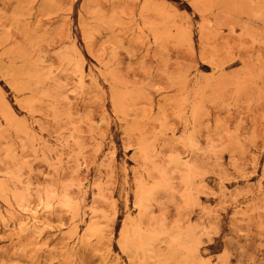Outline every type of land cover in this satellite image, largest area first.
<instances>
[{
  "label": "rangeland",
  "instance_id": "1",
  "mask_svg": "<svg viewBox=\"0 0 264 264\" xmlns=\"http://www.w3.org/2000/svg\"><path fill=\"white\" fill-rule=\"evenodd\" d=\"M103 263L264 264V0H0V264Z\"/></svg>",
  "mask_w": 264,
  "mask_h": 264
},
{
  "label": "bare ground",
  "instance_id": "2",
  "mask_svg": "<svg viewBox=\"0 0 264 264\" xmlns=\"http://www.w3.org/2000/svg\"><path fill=\"white\" fill-rule=\"evenodd\" d=\"M18 74V73H17ZM139 191H141L140 190V188H139ZM46 203H48L47 201H46ZM139 207H140V205H139ZM44 208V207H43ZM47 209V208H46ZM33 214V213H32ZM131 222V221H130ZM132 228V227H131ZM127 229V228H126ZM133 229V228H132ZM138 230V229H137ZM133 233H131V234H133L132 236H130V237H128L126 240L124 239L123 241H126V243H128V244H130L131 246H133V249H134V253H139V255H141L142 254V251H144L145 249H146V243H145V241L144 240H142V238H140L139 236H138V233L137 232H134V229L133 230H131ZM125 233H126V230H125ZM144 234V233H143ZM123 235V234H122ZM121 235V236H122ZM127 235V234H126ZM125 235V236H126ZM87 237V236H86ZM122 239V238H121ZM149 241H151V240H149ZM153 241V240H152ZM151 241V242H152ZM145 244H144V243ZM125 243V242H124ZM153 243V242H152ZM129 247V246H128ZM132 248V247H131ZM129 249V248H128ZM132 249V250H133ZM129 251V250H128ZM140 251H141V254H140ZM132 253V252H131ZM129 254V253H128ZM138 256V255H137ZM136 257V256H135ZM137 258V257H136ZM104 264V263H103Z\"/></svg>",
  "mask_w": 264,
  "mask_h": 264
}]
</instances>
